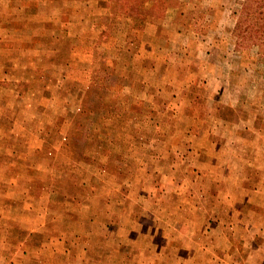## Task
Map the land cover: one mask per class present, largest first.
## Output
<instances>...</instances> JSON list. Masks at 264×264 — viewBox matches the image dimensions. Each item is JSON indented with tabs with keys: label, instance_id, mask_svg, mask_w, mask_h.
Wrapping results in <instances>:
<instances>
[{
	"label": "rangeland",
	"instance_id": "374dc122",
	"mask_svg": "<svg viewBox=\"0 0 264 264\" xmlns=\"http://www.w3.org/2000/svg\"><path fill=\"white\" fill-rule=\"evenodd\" d=\"M263 188L264 0H0V264H264Z\"/></svg>",
	"mask_w": 264,
	"mask_h": 264
},
{
	"label": "crops",
	"instance_id": "0c3cea01",
	"mask_svg": "<svg viewBox=\"0 0 264 264\" xmlns=\"http://www.w3.org/2000/svg\"><path fill=\"white\" fill-rule=\"evenodd\" d=\"M263 191H260V189H255V192H262L263 198H264V188L262 189ZM258 206H262L261 209L264 210V201L261 203H258ZM261 211V210H260ZM262 217L255 218V216H250L247 218V224L250 226H255L257 225V221L259 223V228L255 229L252 234H248V241L250 243H253L250 248L251 251L249 253L254 252L255 256L258 258L257 261L260 263H264L263 261V256H264V213H262ZM245 223V221H244ZM242 238V237H241ZM239 237H232L230 241L233 243V241L238 242V244L243 243V240ZM256 261V260H255ZM256 261V262H257Z\"/></svg>",
	"mask_w": 264,
	"mask_h": 264
}]
</instances>
